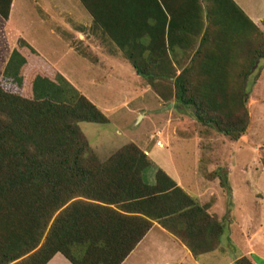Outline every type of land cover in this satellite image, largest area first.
Here are the masks:
<instances>
[{"label": "trees", "instance_id": "obj_1", "mask_svg": "<svg viewBox=\"0 0 264 264\" xmlns=\"http://www.w3.org/2000/svg\"><path fill=\"white\" fill-rule=\"evenodd\" d=\"M13 1L0 0L2 19H9ZM81 1L95 20L110 15L114 4L120 8L117 26L122 37L117 39L122 41L123 56L161 101L174 99L176 104L194 107L199 122L214 124L233 141L247 133L245 86L253 65L264 59V33L233 0H203L198 7L201 28L190 30L186 45L173 35L183 17V4L180 9L167 7L169 46L164 37L156 38L149 54L134 53L123 45L130 41V15H122V9L129 11L131 0ZM153 1L163 13L165 29L168 15L163 0ZM219 28L223 38L229 30L258 36L247 41L245 35L251 59L241 73V90L234 101L225 97V80H218L222 65H216L217 57L210 52L211 41L219 48L214 32ZM228 44L226 40V49ZM179 45L191 50L187 57L192 56L185 67L179 65L182 72L177 76L167 50ZM162 46L164 55L157 51ZM194 73L204 81H191ZM4 77L0 82V264H48L58 253L71 264H123L154 223L180 240L195 259L222 246L224 223L207 206L162 169H157L153 184L146 182L145 173L154 163L139 146L130 143L106 161L99 159L80 125L108 124V117L23 39L13 50ZM214 92L220 101L210 97ZM211 109L227 110L225 125L206 116ZM219 176L227 188V178ZM235 264L255 262L253 257H242Z\"/></svg>", "mask_w": 264, "mask_h": 264}, {"label": "rangeland", "instance_id": "obj_2", "mask_svg": "<svg viewBox=\"0 0 264 264\" xmlns=\"http://www.w3.org/2000/svg\"><path fill=\"white\" fill-rule=\"evenodd\" d=\"M51 1L40 0L39 3L44 6ZM58 1L64 5L63 11H67L62 16L66 21L71 20L76 27L91 23V14L79 0ZM249 1L252 4L250 8L260 11L264 16V5L261 0ZM33 2L30 0L23 2L25 19L22 21V27L25 26L29 33H33L32 38L35 36L36 49L49 63L58 65L60 75L75 91L92 99L98 107L106 110L108 124L80 125L99 159L106 161L114 152L130 143L151 150L160 142L163 145L161 149H165L162 152L164 157L172 161L184 182L186 192L200 205L207 206L224 223L222 246L217 251L195 259L191 254L184 257L180 249L176 248L171 253L172 258L175 260L183 257V264H195V260L199 264H235L238 259L247 257L246 255L255 251L256 255L253 256L255 264H264V255L259 251L260 243H264V59H259L253 65L245 86L250 117L248 131L241 139L233 141L231 137L220 133L214 124L199 122L194 107L176 104L174 99L161 101L156 93L148 88L145 80L138 79L130 63L124 62L123 66L115 70L101 69L100 66L92 67L93 65L77 54L69 55L66 40L61 43L51 35L44 22L39 20V15H42L41 9ZM236 17L243 25H247L246 28L249 30L250 25L243 17L240 14ZM3 20L0 16V82L5 81L4 74L9 59L21 40L3 36ZM47 23L54 25L50 21ZM61 29L63 35L66 30ZM221 31V28L214 31L217 34L216 39L219 40L216 42L219 43V48H216L215 41H211L210 52L216 57L221 56V51L237 52L229 56L227 53L224 54L228 60L221 64L223 69L219 74L222 81L225 80L223 86L228 92L226 99L234 101L239 98L241 84L233 82L236 71L233 70L232 62L242 57H245V60L251 59L252 51L245 46V39L242 42L240 33H235L237 37L239 36L238 41L230 42L226 49V40L223 41L226 37H222ZM242 32L244 34V31ZM246 33L244 38L249 37L248 39L246 37L247 41L251 37L258 38L255 32ZM206 48L209 50L208 45ZM246 63L245 61V70ZM240 72L242 73V70ZM197 77L198 74L194 73L191 81L198 84L205 79ZM198 95L195 97L201 100L202 96ZM210 97L221 99L215 92ZM207 111L206 116L217 117L223 123L226 121L224 113L227 110ZM219 175L227 178V188L222 186ZM145 180L153 184V168L147 170ZM162 235L175 239V236L167 231ZM162 235L155 230L150 238ZM152 243L158 244L154 247L158 249L163 245L160 239H155ZM167 244L166 248L169 246ZM153 258L155 264H163L159 251L154 252Z\"/></svg>", "mask_w": 264, "mask_h": 264}, {"label": "crops", "instance_id": "obj_3", "mask_svg": "<svg viewBox=\"0 0 264 264\" xmlns=\"http://www.w3.org/2000/svg\"><path fill=\"white\" fill-rule=\"evenodd\" d=\"M24 1L28 0L13 1L9 19L3 20V36L5 38L9 36L12 38L15 37L16 39H23L40 55V57L45 62H47L54 70L59 73V71L57 70L58 65L55 63H49L36 49L37 46L35 44L37 43V41L35 36L32 38L33 33L30 32V36L29 29L25 26L22 27V21L25 19V17L23 16L24 9H22V6L24 7ZM30 1H34L33 4H36V6L41 9L42 15H39V20L42 23L44 22L43 24L46 25L45 28L50 31L51 35H53L54 38L61 43L66 40L65 42H67L68 48L67 53H69V55L72 53L77 54L84 61L93 65L92 67L100 66L101 69L106 68L109 70H115L118 67L123 66L124 62H128L127 59L123 56L124 48L121 46L122 41L117 39L121 38L122 36H120L119 33L120 28H118L117 26V18L121 10L120 8L115 7L116 4H114L115 8L113 7L111 9L112 11L110 15L104 16L99 20H95L94 16L89 12L92 18L91 23L88 25H80L76 27L71 20L66 21V19L62 17L67 11H63L64 5L58 0H52L50 3L44 4V6L39 3L40 0ZM233 1L242 9L246 16L264 33V16L261 14V12L256 9H251L250 5L252 4L249 0ZM79 2L82 3L81 0H79ZM130 2L131 3L129 11H123L122 9V15H125L126 13H129L130 15V41L125 42V44L123 45H125V49L130 48V50L134 53H153V51L151 50V47L153 46L151 41L156 38L159 39L164 37L166 46H169L168 36L170 34V12H168L169 10L167 7H169V9L179 7L180 9V5L183 4L182 7L184 8V10H180L181 13H183V17L181 19L180 13H178V20L180 19V25L173 30V35L179 39V43H181V45H186V39L191 35V29H193L194 32H197L198 27L199 29L201 28L202 14L201 10L198 9V7L203 6V0H163V9L168 15V21L166 23L165 29V18L163 16V13L159 10L153 0H149V2H146L145 0H131ZM261 3L264 5V0H261ZM48 21H50V23H54V25H48ZM61 28H64L66 30V32L64 31L65 33L63 32V35L61 32ZM235 33L236 32L234 30L228 31V36L226 38L227 42L230 43L238 41L239 36L237 37ZM244 39V34H242V42L244 41ZM160 48V50H157L158 53L161 52L164 55V46ZM52 53L55 52L52 51ZM167 53L172 60V65L177 69V76L180 75L182 72V68H180V66L185 67L186 63L189 61V57H187V54L191 53V50L187 51L185 50L184 46L179 45V47L175 48L174 51L168 48ZM226 53L228 54V56L229 54H237V52L235 51H233L232 53L221 51V56L216 58V65L225 64L227 62L228 58L224 56V54ZM218 54L220 55V53ZM245 61L247 62V65L248 59L245 60V57H242V59H239L237 61L233 60L232 62L234 63L233 70L236 71L233 77V82H235V84L240 85L242 83L243 76L240 70H242V72L245 70ZM217 69L220 68L217 67ZM138 77V79H142L140 76ZM218 80L222 81V79ZM148 88H150V86H148ZM89 100L96 106L98 105L92 99ZM98 108L104 114L106 113V110H104L100 106ZM159 147L153 146L151 150L141 148L154 163V182L157 169H162L170 178H172L177 183L178 186H180L186 192L187 189L184 185V182L176 172L172 161L165 158L162 153L165 149H161L162 147ZM235 195L236 191L234 190V196ZM209 212L210 214L214 215L213 211L209 210ZM155 230H158V234L160 235L166 232L165 229H163L158 223H154V226L150 230V232L143 238V240L138 244L135 250L123 262V264H155L153 256L154 252L156 251H159V253L161 254L163 264H183V257L182 259L178 257L174 260L171 253L176 248H179L184 257L189 256L188 254L191 253L186 248V246L176 238L172 239L171 237H166L163 235L158 238H150L151 234ZM155 239H160V241L163 243L160 249L154 248L155 245H158L152 243ZM166 243H168L167 245H169L167 246L168 248L165 247ZM171 245L173 246V248H171ZM259 247V251H261V253L264 255V243H260ZM164 255H166V257H163ZM254 255H256V253L255 251H252L246 256L252 258ZM194 263L199 264L196 260L194 261ZM48 264L71 263L61 253H58L48 262Z\"/></svg>", "mask_w": 264, "mask_h": 264}, {"label": "built area", "instance_id": "obj_4", "mask_svg": "<svg viewBox=\"0 0 264 264\" xmlns=\"http://www.w3.org/2000/svg\"><path fill=\"white\" fill-rule=\"evenodd\" d=\"M157 146L163 147V145L160 142L157 143Z\"/></svg>", "mask_w": 264, "mask_h": 264}]
</instances>
